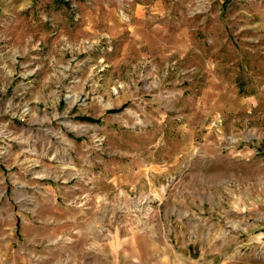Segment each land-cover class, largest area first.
Here are the masks:
<instances>
[{
    "label": "rangeland",
    "instance_id": "rangeland-1",
    "mask_svg": "<svg viewBox=\"0 0 264 264\" xmlns=\"http://www.w3.org/2000/svg\"><path fill=\"white\" fill-rule=\"evenodd\" d=\"M147 233L264 264V0H0V264Z\"/></svg>",
    "mask_w": 264,
    "mask_h": 264
},
{
    "label": "crops",
    "instance_id": "crops-1",
    "mask_svg": "<svg viewBox=\"0 0 264 264\" xmlns=\"http://www.w3.org/2000/svg\"><path fill=\"white\" fill-rule=\"evenodd\" d=\"M166 216H162L165 218ZM180 230V229H178ZM173 230L170 229L171 233ZM214 240L210 242V245ZM213 244V243H212ZM125 246H128L124 250V254L115 253L116 260L128 261L129 264H214L213 258L209 260L203 258L202 254L198 257L190 259L188 257H183L178 252L166 249H162L153 240L152 236L147 233V235H134ZM198 250L202 249L198 246ZM227 262V261H226Z\"/></svg>",
    "mask_w": 264,
    "mask_h": 264
}]
</instances>
